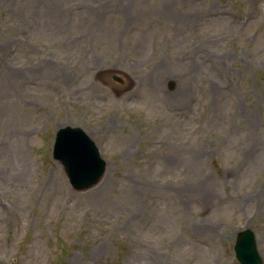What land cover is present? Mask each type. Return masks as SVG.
<instances>
[{"label":"rangeland","instance_id":"1","mask_svg":"<svg viewBox=\"0 0 264 264\" xmlns=\"http://www.w3.org/2000/svg\"><path fill=\"white\" fill-rule=\"evenodd\" d=\"M244 227L264 263V0H0V264H241Z\"/></svg>","mask_w":264,"mask_h":264},{"label":"water","instance_id":"2","mask_svg":"<svg viewBox=\"0 0 264 264\" xmlns=\"http://www.w3.org/2000/svg\"><path fill=\"white\" fill-rule=\"evenodd\" d=\"M53 157L63 164L70 183L77 190L97 183L107 166L94 139L80 126L65 125L57 130ZM234 250L242 264H263L256 234L250 228L238 232Z\"/></svg>","mask_w":264,"mask_h":264},{"label":"bare ground","instance_id":"3","mask_svg":"<svg viewBox=\"0 0 264 264\" xmlns=\"http://www.w3.org/2000/svg\"><path fill=\"white\" fill-rule=\"evenodd\" d=\"M182 195H184V193Z\"/></svg>","mask_w":264,"mask_h":264}]
</instances>
